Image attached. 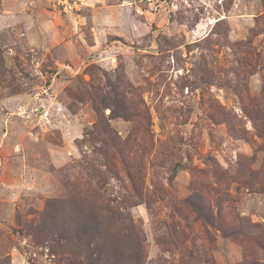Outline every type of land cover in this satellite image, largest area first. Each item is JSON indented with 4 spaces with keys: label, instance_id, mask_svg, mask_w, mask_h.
Masks as SVG:
<instances>
[{
    "label": "rangeland",
    "instance_id": "1",
    "mask_svg": "<svg viewBox=\"0 0 264 264\" xmlns=\"http://www.w3.org/2000/svg\"><path fill=\"white\" fill-rule=\"evenodd\" d=\"M262 233L264 0H0V264H264Z\"/></svg>",
    "mask_w": 264,
    "mask_h": 264
},
{
    "label": "trees",
    "instance_id": "2",
    "mask_svg": "<svg viewBox=\"0 0 264 264\" xmlns=\"http://www.w3.org/2000/svg\"><path fill=\"white\" fill-rule=\"evenodd\" d=\"M199 201H201L200 198H198L196 201H193L191 203V205L194 207V209H198V210H200L202 212V211H204V209H206V207H204V205H203L202 207L197 208ZM124 221H125V219H124ZM238 229H239L238 231L241 233V235L243 237H246L248 235L247 234L248 232H250V231L253 232V230H258V225L257 224L246 223V224H241L240 227H238ZM262 235H263L262 239H261V236H258L256 238V244H257L256 246L258 247V249H260V251H264V233H262ZM101 251H99V253L97 255L98 256L97 259L95 258L94 254H92V255L90 254L89 256H87V258H89L88 259V261H89L88 264H108V261L111 260L110 253L109 252H107V253L105 252L104 253V252H101ZM103 257H106L107 262H106V260H105V262L102 260ZM131 259H132V261L134 263L137 262V261L140 262L141 259H142L141 258V254H135V255L131 256Z\"/></svg>",
    "mask_w": 264,
    "mask_h": 264
}]
</instances>
